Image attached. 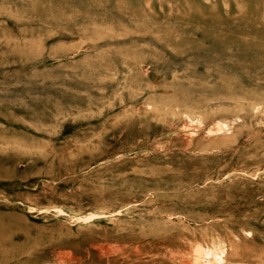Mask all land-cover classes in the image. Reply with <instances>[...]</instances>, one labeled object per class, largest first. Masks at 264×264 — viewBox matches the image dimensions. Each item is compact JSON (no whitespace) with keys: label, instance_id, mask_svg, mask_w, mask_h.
I'll list each match as a JSON object with an SVG mask.
<instances>
[{"label":"rangeland","instance_id":"374dc122","mask_svg":"<svg viewBox=\"0 0 264 264\" xmlns=\"http://www.w3.org/2000/svg\"><path fill=\"white\" fill-rule=\"evenodd\" d=\"M0 264H264V0H0Z\"/></svg>","mask_w":264,"mask_h":264},{"label":"bare ground","instance_id":"6f19581e","mask_svg":"<svg viewBox=\"0 0 264 264\" xmlns=\"http://www.w3.org/2000/svg\"><path fill=\"white\" fill-rule=\"evenodd\" d=\"M249 45V44H248Z\"/></svg>","mask_w":264,"mask_h":264}]
</instances>
